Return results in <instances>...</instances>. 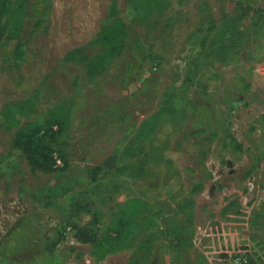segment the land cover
<instances>
[{"label":"rangeland","instance_id":"rangeland-1","mask_svg":"<svg viewBox=\"0 0 264 264\" xmlns=\"http://www.w3.org/2000/svg\"><path fill=\"white\" fill-rule=\"evenodd\" d=\"M77 1L11 0L25 46L14 61L15 41L0 44V264H264V0ZM117 17L124 49L103 70L64 62L94 57ZM47 112L62 117L67 160L51 174L12 148ZM86 189L81 222L99 228L144 204L140 231L99 260L72 233L58 239Z\"/></svg>","mask_w":264,"mask_h":264},{"label":"trees","instance_id":"trees-1","mask_svg":"<svg viewBox=\"0 0 264 264\" xmlns=\"http://www.w3.org/2000/svg\"><path fill=\"white\" fill-rule=\"evenodd\" d=\"M11 3V0H0V44L4 39L14 40L13 59L17 61L20 59L25 46V42H21L18 36L24 10L21 4L12 8ZM10 19L11 24H8ZM125 36L126 28L122 19L112 18L101 27L93 41L95 45L100 47V51L94 57L88 58L83 55L81 49H76L66 53L63 60L65 63L83 62L87 75L93 77L122 53ZM188 76L186 78H189ZM29 102L30 105L24 107L28 112L33 104L31 99H27L26 103ZM167 104L169 106L164 107L159 113L166 117L175 116L177 110L172 108L170 102ZM9 114V112H6V117ZM157 117L158 115L154 118ZM154 125L155 121L152 122L151 127H154ZM63 131L62 117L53 112H47L34 122L25 123L16 130L12 148L23 157L30 169L44 174H51L62 170L67 164L65 152L62 150L61 145H58ZM236 146L241 148L238 144ZM86 192L87 189L74 197L71 202L65 204L63 208V227L58 239L61 235L63 237L65 234L72 233L79 243L90 244L91 255L99 260L109 252L126 247L129 240L140 231L141 226L137 216L144 204L137 199L128 200L114 212L107 225L99 228L96 219V221L81 222V217L87 207ZM55 196L50 191L39 190L34 197L45 204H56ZM254 214L256 218L250 221L252 227L256 225L255 221L259 218L260 212ZM172 245L177 244L172 242Z\"/></svg>","mask_w":264,"mask_h":264},{"label":"bare ground","instance_id":"bare-ground-1","mask_svg":"<svg viewBox=\"0 0 264 264\" xmlns=\"http://www.w3.org/2000/svg\"><path fill=\"white\" fill-rule=\"evenodd\" d=\"M67 1V0H66ZM75 1V0H74ZM77 2H79V0L77 1ZM76 3V2H75ZM80 3V2H79ZM87 3V2H86ZM83 4V3H82ZM69 5V4H68ZM79 5V4H78ZM89 5H90V7H93L92 5H91V2L89 3ZM83 6V5H82ZM71 7V6H70ZM69 7V8H70ZM75 8V7H74ZM81 8V7H80ZM83 10H86L87 9V7L84 5L83 6ZM67 9V8H66ZM59 10V9H58ZM65 10V9H64ZM70 10H72V9H70ZM80 10V9H79ZM63 11V10H62ZM66 11V10H65ZM82 11V10H81ZM70 12V11H69ZM76 12V11H75ZM65 13V12H64ZM64 15V14H63ZM61 16V15H60ZM60 16H59V18H60ZM71 17V16H70ZM74 17V16H73ZM69 18V17H68ZM79 18V17H78ZM74 19V18H73ZM77 19V18H76ZM56 23V22H55ZM74 24V23H73ZM71 25V24H70ZM76 25V24H75ZM73 28H75V27H73ZM72 28V30L74 31V29ZM69 29H70V27H69ZM78 30V29H77ZM52 33H54V32H52ZM54 35V34H53ZM52 39V38H51ZM56 40V39H55ZM62 43V42H61ZM58 45V44H57Z\"/></svg>","mask_w":264,"mask_h":264},{"label":"built area","instance_id":"built-area-1","mask_svg":"<svg viewBox=\"0 0 264 264\" xmlns=\"http://www.w3.org/2000/svg\"><path fill=\"white\" fill-rule=\"evenodd\" d=\"M236 263H237V261H236Z\"/></svg>","mask_w":264,"mask_h":264}]
</instances>
